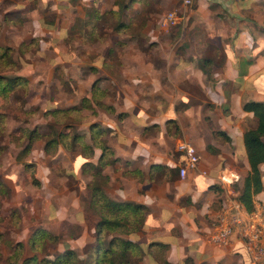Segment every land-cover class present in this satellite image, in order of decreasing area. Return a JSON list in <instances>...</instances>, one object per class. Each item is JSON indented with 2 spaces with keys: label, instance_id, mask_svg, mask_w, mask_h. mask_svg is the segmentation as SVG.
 Masks as SVG:
<instances>
[{
  "label": "crops",
  "instance_id": "crops-1",
  "mask_svg": "<svg viewBox=\"0 0 264 264\" xmlns=\"http://www.w3.org/2000/svg\"><path fill=\"white\" fill-rule=\"evenodd\" d=\"M49 4L66 6L63 0ZM96 11V45H104L96 50V88L112 93V98L102 99L104 106H96L95 114H86L80 125L88 131L96 123L102 130L110 151L101 169L107 176L103 189L108 198L144 207L142 225L130 236L140 251L132 264H264V255L251 262L238 239L226 246L207 240L223 198L221 186L227 188L219 179L232 177L229 188L236 197L234 186L249 170L242 135L255 127L256 118L243 106L264 103V0H190L187 5L181 0H96ZM168 12H174L178 22L167 31L160 21ZM105 20L106 39L97 28ZM46 24V33L63 38L65 25L58 20L48 22V28ZM38 29L39 38L44 33ZM140 44H146L144 50ZM109 48L113 51L108 53ZM156 60L159 73L148 62ZM52 62L61 59L54 56ZM53 66L42 75L24 65L20 75L28 79L34 74L33 85L55 90L66 81L54 76ZM47 99L51 104L46 106L52 108L79 100ZM181 141L198 155L195 168L186 169L182 178L178 168L183 161L176 150ZM56 147L52 155L40 144L29 151L28 163L40 187H46L43 217L69 222L72 212L80 224L82 211L74 190L70 195L66 187L68 199L63 202L61 193L54 202L48 176L64 170L62 177L73 174L77 190H85L88 177L81 173V163H97L100 150L94 149L91 158H70L61 145ZM62 160H68V167ZM258 171L261 188L252 196L251 209L256 202L264 203V162Z\"/></svg>",
  "mask_w": 264,
  "mask_h": 264
},
{
  "label": "rangeland",
  "instance_id": "rangeland-1",
  "mask_svg": "<svg viewBox=\"0 0 264 264\" xmlns=\"http://www.w3.org/2000/svg\"><path fill=\"white\" fill-rule=\"evenodd\" d=\"M51 1L54 2V0ZM63 3H66L65 9H56L54 4H49V0H0V76L10 78L20 75L24 65L33 66L36 68L35 72L44 75L45 69L54 65V76H60L63 82L66 81L64 84L59 82V88L56 87L55 90H51L50 87L47 90L46 87L38 88L36 84H32L33 74L28 79L22 80L24 86L19 84L9 88L8 91L0 92V264H21L22 260L32 256L35 257L32 264H44L42 261L52 260L63 251L62 249H69L74 255L80 257L81 264L88 263L90 245L93 241L91 231L97 220V216L87 206L88 188L78 191V179L74 178L73 174L62 177L64 170L49 174L48 179L51 184L49 187L54 195L52 200L55 202L57 199L58 202V197L62 193L64 202L65 198L69 197L64 194L66 187L70 195L74 190L75 195L78 196L83 218L79 224L75 213L71 212L68 216L69 222L65 220L47 222L43 217L46 187H40L39 176L32 168L33 164L28 163L29 151L34 145L40 144L43 147L44 142L55 138L59 133H66L68 136L70 146L69 149H65V155L68 153L70 158L73 154L74 156L80 154L81 145L90 143L89 132L87 128L80 125V122L84 120L86 114L90 116L96 106L85 107L79 113L70 114V118L63 119V117L61 120L47 115L55 109L47 107L51 104L47 97L62 99L66 103H75L81 97L75 104L57 107L59 109L78 105L82 98H91L90 83L93 81L92 85L95 83L96 86L94 73L96 50L102 51L104 47V45H96V19L92 11L94 5L96 8V0L88 2L63 0ZM78 15L80 16V22L77 24L79 27L85 21H89L87 30H93L90 33L91 36L81 33L78 29L73 33L68 32L78 19ZM4 16L11 21L2 22ZM18 17H22L20 23L16 21ZM55 20L66 26L63 38L59 40L55 36L52 37L53 34L46 33L45 27H42ZM32 21L37 22L40 25L38 27L41 29L40 32L44 33L39 38L36 36L39 29L35 28ZM108 25L109 21L106 22V20L98 23L99 34L102 37L106 34L104 39L109 34L106 28ZM171 26H167V31ZM31 40L33 44H30ZM37 40H42V44H38ZM139 46L143 49L146 44ZM5 48H8V53L4 52ZM155 49L154 52H157L158 49ZM152 54L156 56L153 52ZM65 55L69 58L65 59ZM54 56L61 59L59 64L52 62ZM11 61L13 65L8 64ZM148 62H151L159 73V61ZM7 87V83L4 84L6 90ZM142 93L141 96H144L145 93ZM111 96L112 93L104 90L96 93L97 101L100 102L104 98H112ZM31 131L34 132L35 139L30 140L28 135ZM72 135H82L83 139L72 142ZM25 148L29 149L23 152ZM63 160L61 164L65 167L68 160ZM87 177L89 181V176ZM12 193H14L13 196ZM58 204L54 203V205ZM40 227L47 229L50 234L59 239L56 243L37 241L35 247L31 249L28 238L35 229ZM81 231H84L83 235H79Z\"/></svg>",
  "mask_w": 264,
  "mask_h": 264
},
{
  "label": "trees",
  "instance_id": "trees-1",
  "mask_svg": "<svg viewBox=\"0 0 264 264\" xmlns=\"http://www.w3.org/2000/svg\"><path fill=\"white\" fill-rule=\"evenodd\" d=\"M93 6L94 17L96 19V8ZM20 14V13H18ZM16 16V14H15ZM76 22L73 24L68 32L73 33L77 29L81 33H85L87 36H91L93 30H87L89 21L82 23L81 27L77 24L80 22V16H77ZM11 19H7V16L2 18V22H10ZM17 23L22 21V17L16 19ZM119 23L115 26V29L121 27ZM85 29V31H84ZM114 31V29H113ZM83 33V34H84ZM33 40L30 44H33ZM113 44H116L114 41ZM8 48L4 49V52L8 53ZM113 49L109 48L107 52H112ZM8 64L13 65V62ZM24 79L21 75H15L14 77L4 78L0 76V92L10 90L22 84ZM4 82H3V81ZM8 85L7 90L4 88V84ZM24 86V83L22 84ZM100 90L96 88L95 83L91 86V98H82L78 105L68 107L66 109L55 108L51 110V114H47L58 120L70 118L72 113L80 112L85 107H102L104 106L99 100L97 101L96 93ZM91 103V104H90ZM86 105V106H85ZM245 111L251 112L256 118V125L253 129L246 130L242 135L243 147L245 150L246 160L249 170L247 174L241 179L239 185L234 186V190L237 192L236 200L249 210L252 207V196L257 193L261 188L260 176L258 171V165L264 162V103H246L243 106ZM95 114L92 111L91 115ZM90 143H84L80 148V155L85 158H91L94 154V149H99L100 154L97 157V163L91 161H84L81 163V173L89 176V181L85 183L86 188L89 190V200L87 202L88 208L91 212L97 216V220L91 231L93 241L90 245V252L88 254L87 264H132V257L138 258L140 251L136 244L130 239V236L136 233L143 222V209L140 205H132L125 202H117L108 198L104 192V186L107 182V176L101 173V169L108 162V154L110 151L101 139L102 130L92 123L88 129ZM34 132H29V139H35ZM72 142L80 141L83 136L72 135ZM57 145L65 149H69L68 136L66 133H59L55 138L49 139L43 144V151L45 154H51L55 151ZM29 149V148H28ZM24 149L23 152L28 150ZM49 152V153H48ZM28 166H31L28 164ZM35 184V183H34ZM84 231H81L79 235H82ZM58 237L49 233V231L43 227L37 228L29 236L28 243L31 249H33L37 241H46L49 243H56ZM45 242V243H46ZM20 244V243H19ZM55 258L52 260L45 259L42 261L44 264H81L80 257H77L69 249H62ZM35 257L26 258L21 261V264H32Z\"/></svg>",
  "mask_w": 264,
  "mask_h": 264
},
{
  "label": "built area",
  "instance_id": "built-area-1",
  "mask_svg": "<svg viewBox=\"0 0 264 264\" xmlns=\"http://www.w3.org/2000/svg\"><path fill=\"white\" fill-rule=\"evenodd\" d=\"M190 0H181L183 5L189 4ZM178 22L174 12H168L160 21L162 29L167 30L168 25ZM176 150L181 154L183 165L178 168V174L182 178L186 169L195 168L198 155L193 146L185 141L176 144ZM223 198L215 216L214 225L207 236L208 242L217 246H226L232 239H238L251 262H259L264 255V203L256 202L251 210H245L233 196L229 188L232 177L219 179Z\"/></svg>",
  "mask_w": 264,
  "mask_h": 264
}]
</instances>
